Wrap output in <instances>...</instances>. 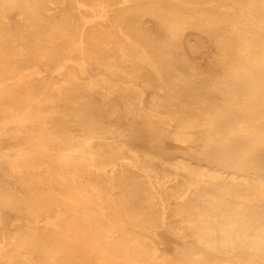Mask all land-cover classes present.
Instances as JSON below:
<instances>
[{
	"label": "bare ground",
	"instance_id": "1",
	"mask_svg": "<svg viewBox=\"0 0 264 264\" xmlns=\"http://www.w3.org/2000/svg\"><path fill=\"white\" fill-rule=\"evenodd\" d=\"M0 264H264V0H2Z\"/></svg>",
	"mask_w": 264,
	"mask_h": 264
},
{
	"label": "rangeland",
	"instance_id": "2",
	"mask_svg": "<svg viewBox=\"0 0 264 264\" xmlns=\"http://www.w3.org/2000/svg\"><path fill=\"white\" fill-rule=\"evenodd\" d=\"M2 3V0H0V4ZM19 8H15L13 9L11 12H7V18L12 21L13 23H20L21 21V15L19 12ZM96 68V66H94ZM93 67V68H94ZM40 68L45 69L46 68V64L41 63L40 64ZM96 70V69H94ZM94 70H90L91 73H93ZM46 74H48L49 76H52V78H56V74L52 73L50 70L46 71ZM57 81V79H54ZM141 83V82H140ZM150 90H148L146 92V102L149 100L150 98ZM166 144L168 146V148L170 149H174L176 146H178V144H176L175 142L169 140L166 141ZM46 215L43 214L41 216V218L46 219L45 218ZM3 221L6 227H10L13 223L16 222V215H14L12 212L10 211H4L3 212ZM158 238H155V243L156 245L163 251V252H168V253H172L175 254L177 253V249L176 246L177 244L179 246L183 245V241L180 239H176L175 237H173L172 235H170L168 232H166L164 229H158ZM184 242H190L188 240L184 241ZM242 254H244V256L248 255V251H243ZM221 257H219L218 259H220Z\"/></svg>",
	"mask_w": 264,
	"mask_h": 264
}]
</instances>
